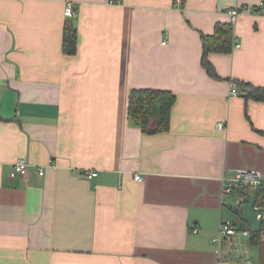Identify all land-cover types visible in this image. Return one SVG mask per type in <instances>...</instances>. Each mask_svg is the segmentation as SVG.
Masks as SVG:
<instances>
[{
	"label": "crops",
	"instance_id": "1",
	"mask_svg": "<svg viewBox=\"0 0 264 264\" xmlns=\"http://www.w3.org/2000/svg\"><path fill=\"white\" fill-rule=\"evenodd\" d=\"M261 1L0 0V264H264V232L215 241L222 219L260 222L254 191L235 209L223 186L264 171V102L229 96L264 87V14L240 15L230 52L207 55L218 77L201 64L226 9ZM139 88L175 94L168 131L130 123ZM19 158L43 174L11 178Z\"/></svg>",
	"mask_w": 264,
	"mask_h": 264
},
{
	"label": "trees",
	"instance_id": "2",
	"mask_svg": "<svg viewBox=\"0 0 264 264\" xmlns=\"http://www.w3.org/2000/svg\"><path fill=\"white\" fill-rule=\"evenodd\" d=\"M233 25L216 23L213 33L202 36L203 55L201 64L208 75L218 77L213 66L209 63L207 55L211 52L229 53L233 41ZM77 48V32L71 22L64 24L62 51L73 54ZM246 101L249 99L264 102V87H255L240 81L236 82ZM176 101V96L169 90L139 88L131 89L128 97V117L133 126L139 127L145 134L165 132L170 127L171 109ZM264 201V185L254 190V204L261 205ZM233 224L237 231H247L253 244L259 242L261 233L264 232V219H260L256 229H252L248 222L240 218L239 226ZM218 245V244H217Z\"/></svg>",
	"mask_w": 264,
	"mask_h": 264
},
{
	"label": "built area",
	"instance_id": "3",
	"mask_svg": "<svg viewBox=\"0 0 264 264\" xmlns=\"http://www.w3.org/2000/svg\"><path fill=\"white\" fill-rule=\"evenodd\" d=\"M112 2L114 0H111ZM118 2V0H116ZM175 4L178 7H181L180 5L182 4L183 0H174ZM227 14L229 15V22L231 24H234L238 17L240 15L245 14L246 12L249 13H255V12H261L264 14V2H259V4L256 7H233V8H228L226 9ZM64 16L66 17H73L76 15L75 10L73 9V5L68 2L65 5ZM235 47H239L238 44L235 45ZM229 96H237L240 94L239 89L237 88L236 84L231 82L229 84ZM219 127H222V123H219ZM33 167L36 168L37 174L42 175L43 174V168L41 166H35L32 165L30 162H28L25 158H19L16 159L12 163V168L10 172V177L14 178L17 176H25L28 174L29 169ZM97 175L96 172L90 171L86 173V176L88 178H93ZM135 179L140 180L139 176H135ZM264 185V171H258V170H249V169H238L235 171V175L229 179H227L224 183L223 186V194L224 195H231V194H236L237 198L235 199L233 203V207L235 209H238L240 205L244 201V197L251 191H254L257 189L259 186ZM253 210L256 213V218L261 219L262 214H261V205L259 204H254L253 205ZM194 232L197 230L194 229ZM237 231L233 221L231 220H224L222 219L220 221V226H219V233L216 238V243L218 246H221V244L226 240L234 235L237 234ZM243 235H247V231H240Z\"/></svg>",
	"mask_w": 264,
	"mask_h": 264
},
{
	"label": "rangeland",
	"instance_id": "4",
	"mask_svg": "<svg viewBox=\"0 0 264 264\" xmlns=\"http://www.w3.org/2000/svg\"><path fill=\"white\" fill-rule=\"evenodd\" d=\"M233 202H234V201L231 202L232 205H233ZM251 211H252V210H251ZM253 211H254V210H253ZM253 211L251 212V216H252L253 218H255V211H254V212H253ZM217 236H218V234H217Z\"/></svg>",
	"mask_w": 264,
	"mask_h": 264
}]
</instances>
